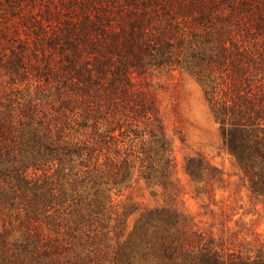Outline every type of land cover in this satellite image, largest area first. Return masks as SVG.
<instances>
[{"label": "trees", "instance_id": "16d2710c", "mask_svg": "<svg viewBox=\"0 0 264 264\" xmlns=\"http://www.w3.org/2000/svg\"><path fill=\"white\" fill-rule=\"evenodd\" d=\"M153 70L198 81L264 198V0H0V264H264V249L219 247L171 208L129 229L136 209L114 203L140 179L171 185L160 112L133 80ZM56 165L65 226L48 214ZM185 169L222 175L200 154Z\"/></svg>", "mask_w": 264, "mask_h": 264}, {"label": "rangeland", "instance_id": "374dc122", "mask_svg": "<svg viewBox=\"0 0 264 264\" xmlns=\"http://www.w3.org/2000/svg\"><path fill=\"white\" fill-rule=\"evenodd\" d=\"M133 80L136 89L152 99L160 112L175 169L167 189L140 179L120 196L113 195L119 207L133 205L136 209L129 219V229L145 208L166 207L186 219L187 230L212 237L219 247L254 253L264 249V198L251 194L233 157L223 149L220 125L198 81L184 70H153L134 75ZM199 154L222 175L201 180L191 177L186 162ZM47 177L56 195L48 214L65 226L66 213L73 205L72 198L66 197L70 189L66 169L60 171L56 165ZM42 228L47 234V227Z\"/></svg>", "mask_w": 264, "mask_h": 264}]
</instances>
